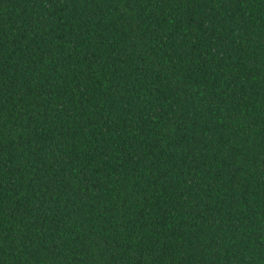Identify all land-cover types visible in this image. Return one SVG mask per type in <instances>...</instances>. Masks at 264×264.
Returning a JSON list of instances; mask_svg holds the SVG:
<instances>
[{
    "label": "trees",
    "instance_id": "16d2710c",
    "mask_svg": "<svg viewBox=\"0 0 264 264\" xmlns=\"http://www.w3.org/2000/svg\"><path fill=\"white\" fill-rule=\"evenodd\" d=\"M0 264H264V0H0Z\"/></svg>",
    "mask_w": 264,
    "mask_h": 264
}]
</instances>
